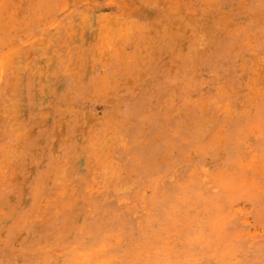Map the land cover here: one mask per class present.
I'll return each mask as SVG.
<instances>
[{
	"label": "rangeland",
	"instance_id": "obj_1",
	"mask_svg": "<svg viewBox=\"0 0 264 264\" xmlns=\"http://www.w3.org/2000/svg\"><path fill=\"white\" fill-rule=\"evenodd\" d=\"M27 49L71 87L19 126L0 102V197L49 182L23 264H264V0H0V82Z\"/></svg>",
	"mask_w": 264,
	"mask_h": 264
},
{
	"label": "bare ground",
	"instance_id": "obj_2",
	"mask_svg": "<svg viewBox=\"0 0 264 264\" xmlns=\"http://www.w3.org/2000/svg\"><path fill=\"white\" fill-rule=\"evenodd\" d=\"M72 15L70 17L69 26L72 30L70 37L73 42L78 43L83 40V37L89 38L90 36L95 35L99 30V18L90 16L89 21L83 20L82 22L77 16ZM74 22L81 23L80 25H75ZM89 22H92L93 25ZM74 29L76 31L73 32ZM62 30L63 37L69 35L67 34L65 27L62 28ZM97 37L98 36H96V38ZM42 39H40V41ZM67 40L69 39H66V41ZM37 43H39V41ZM32 45L33 44H31V46ZM34 45H36V43ZM14 49L16 48L14 47ZM25 51L29 52L22 54L18 51L14 54L15 57L10 58L8 64H6L7 67L6 65L4 66L6 67V72L3 80L0 82V102H8V106L4 109L2 114L8 116L10 121H12V125L16 126L31 121L35 116V113L39 114L41 111L48 109V102L53 98L59 87H71L69 83L64 81L65 74L68 72L66 71L67 73H63L60 71L57 65H54L53 59H47L44 56L32 59L30 50L27 49ZM10 54H12V52ZM62 54L65 53L63 52ZM39 67L40 70L36 72L35 69ZM39 84H42L41 87ZM54 132L55 131L50 134L47 141L44 140L46 141L44 145H46V154L48 155V158L57 162L61 159L64 141L62 142L60 135H57V133L55 134ZM29 133L27 134L29 135ZM10 155L13 157L16 154L14 153ZM67 160L70 162L74 175L77 178H80L81 174L84 172V156L81 150L74 147L69 152ZM24 183L21 185V188H19L17 193L10 196L0 197V264H23L25 254L22 247H25V249L29 248L33 242L39 239L37 226L23 224V208L29 200H39L40 196H42L41 192L48 189L47 186L49 182H47L46 178H42L38 186L40 191H37L36 189L33 192H29Z\"/></svg>",
	"mask_w": 264,
	"mask_h": 264
}]
</instances>
